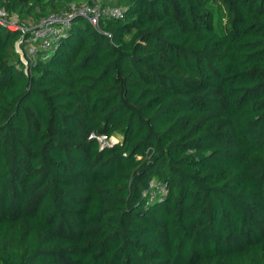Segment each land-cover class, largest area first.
<instances>
[{"label": "trees", "instance_id": "trees-1", "mask_svg": "<svg viewBox=\"0 0 264 264\" xmlns=\"http://www.w3.org/2000/svg\"><path fill=\"white\" fill-rule=\"evenodd\" d=\"M112 1L27 72L0 25V264H264V0Z\"/></svg>", "mask_w": 264, "mask_h": 264}, {"label": "built area", "instance_id": "built-area-1", "mask_svg": "<svg viewBox=\"0 0 264 264\" xmlns=\"http://www.w3.org/2000/svg\"><path fill=\"white\" fill-rule=\"evenodd\" d=\"M123 7L116 4H71L69 8L57 14H49L37 22L20 23L17 15L0 8V25L5 28H15L21 32L16 41L15 51L20 57L25 72L29 71L35 61L37 53H45L55 46L61 39L68 36L67 30L75 18L85 19L94 29L100 30L101 20L116 19L123 15ZM91 137H94L91 134ZM100 146H111L116 139L111 137H97ZM166 189L161 183L150 180L144 196L148 203H152L159 196L165 194Z\"/></svg>", "mask_w": 264, "mask_h": 264}, {"label": "crops", "instance_id": "crops-1", "mask_svg": "<svg viewBox=\"0 0 264 264\" xmlns=\"http://www.w3.org/2000/svg\"><path fill=\"white\" fill-rule=\"evenodd\" d=\"M111 0H95V2L97 4H106V3H110ZM112 2V1H111Z\"/></svg>", "mask_w": 264, "mask_h": 264}, {"label": "rangeland", "instance_id": "rangeland-1", "mask_svg": "<svg viewBox=\"0 0 264 264\" xmlns=\"http://www.w3.org/2000/svg\"><path fill=\"white\" fill-rule=\"evenodd\" d=\"M111 1H112V0H111ZM111 1H110V2H111ZM112 2H113V1H112ZM10 29H11V30H14L15 28H10Z\"/></svg>", "mask_w": 264, "mask_h": 264}]
</instances>
